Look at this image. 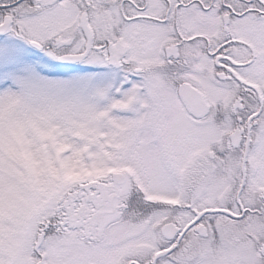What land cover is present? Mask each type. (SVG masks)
I'll use <instances>...</instances> for the list:
<instances>
[{
    "label": "snow or ice",
    "instance_id": "1",
    "mask_svg": "<svg viewBox=\"0 0 264 264\" xmlns=\"http://www.w3.org/2000/svg\"><path fill=\"white\" fill-rule=\"evenodd\" d=\"M0 264H264V0H0Z\"/></svg>",
    "mask_w": 264,
    "mask_h": 264
}]
</instances>
